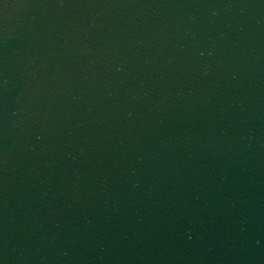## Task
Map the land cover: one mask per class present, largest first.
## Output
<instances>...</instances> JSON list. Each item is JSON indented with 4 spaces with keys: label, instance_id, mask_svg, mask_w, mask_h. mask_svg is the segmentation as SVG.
Returning <instances> with one entry per match:
<instances>
[{
    "label": "water",
    "instance_id": "water-1",
    "mask_svg": "<svg viewBox=\"0 0 264 264\" xmlns=\"http://www.w3.org/2000/svg\"><path fill=\"white\" fill-rule=\"evenodd\" d=\"M0 264H264V0H0Z\"/></svg>",
    "mask_w": 264,
    "mask_h": 264
}]
</instances>
